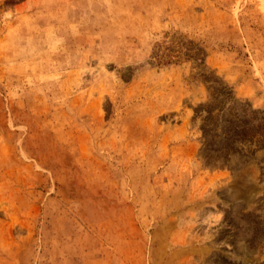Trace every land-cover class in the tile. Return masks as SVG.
Here are the masks:
<instances>
[{"label":"rangeland","instance_id":"obj_1","mask_svg":"<svg viewBox=\"0 0 264 264\" xmlns=\"http://www.w3.org/2000/svg\"><path fill=\"white\" fill-rule=\"evenodd\" d=\"M0 264H264V0H0Z\"/></svg>","mask_w":264,"mask_h":264}]
</instances>
